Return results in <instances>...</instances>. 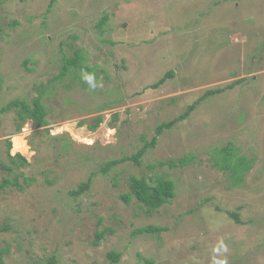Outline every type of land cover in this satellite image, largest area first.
Segmentation results:
<instances>
[{
	"label": "rangeland",
	"instance_id": "obj_1",
	"mask_svg": "<svg viewBox=\"0 0 264 264\" xmlns=\"http://www.w3.org/2000/svg\"><path fill=\"white\" fill-rule=\"evenodd\" d=\"M77 50L95 88L81 70L82 80L53 81ZM220 89L140 165L99 173ZM41 94L44 127L17 131V111L0 114V182L18 176L22 187L0 190V264H47L54 254L58 264H264V0H0V109ZM220 149L251 164L236 187L214 166ZM181 158L188 164L170 167ZM155 174L175 183L170 203L152 213L123 203L131 177ZM149 226L169 231L133 236Z\"/></svg>",
	"mask_w": 264,
	"mask_h": 264
},
{
	"label": "trees",
	"instance_id": "obj_2",
	"mask_svg": "<svg viewBox=\"0 0 264 264\" xmlns=\"http://www.w3.org/2000/svg\"><path fill=\"white\" fill-rule=\"evenodd\" d=\"M107 20L108 17H104L101 20L100 24L98 25V28L102 29V27L106 24ZM85 60H86L85 55L79 50H77L71 56L68 57L64 56L62 60L63 61L62 70L59 72L57 76L53 78V81L64 83L68 78H71L74 81L82 80L80 77V70L85 75L94 74L95 72L94 68H88L87 66L86 67L84 66ZM172 77H173V73L168 72L158 83L151 86V88L152 89L159 88L161 85H163L167 80L171 79ZM223 92L224 91L222 89L216 91H207L195 104L189 106L184 114H182L181 116L177 117L176 119L170 122L163 123L160 126H158L155 131V136L152 138L150 142H146L145 139L142 138L145 145L144 148L141 149L137 154L133 156H125L121 160L110 161L101 167L99 173L108 174L115 166L128 161H134L137 165H140L142 156L148 150L156 146L158 137L161 136L165 130L173 129L178 123L186 120L195 110L196 106L199 103L208 99L210 96L220 94ZM42 98L43 96L41 94L37 98H34L32 100V103H30L27 100L17 99L15 101L10 102L4 108L0 109V114L10 113L12 110H16L17 111L16 118L18 120L17 131H21L22 125L25 124L27 121H32L34 125L37 127H44L47 124L46 122L47 113H46V108L42 102ZM102 123H103V118L100 116L96 118L95 123L90 125L89 128L90 130L93 131L97 129ZM68 145H69L68 143L65 144V147L67 148ZM216 155L217 157L214 160V166L224 171L226 170L230 171L232 174L231 176L232 185L235 187L240 185L241 182L243 181L244 174L250 170L251 164H249L243 157H237L236 150L220 149L217 150ZM9 159L12 164H15L18 160L20 161V164L22 166L28 165V161L21 154H16L14 156H11L9 154ZM187 164H188V160L185 158H181L178 163L175 162L171 163L170 167L172 168L183 167ZM2 168L10 173L14 171V169L9 166L3 165ZM91 179L92 178H90L87 182L80 184L77 190L70 192L71 196L74 198H78L79 196L87 192L91 187V182H92ZM10 185H15L19 189H22V187L19 185L18 182V176H15L12 181L3 180L2 182H0V190H3ZM128 185H129L130 193H124L120 196L123 203H125L126 205H130L131 202L135 200L136 203H138L142 209H144L149 213L159 210L166 204L170 203L172 199L175 198L176 196L175 183L172 180L166 179L159 174H155L149 178L131 177ZM228 215L230 218L235 220L236 223L241 222L238 215L234 213H228ZM167 231H169L167 228L149 226L134 231L133 236H138L142 234H154V233L160 234ZM103 237H104L103 232L96 233V240L94 241V244L99 245L100 240ZM8 250H9L8 248L3 249L1 253H8L9 252ZM109 259L114 263H118L120 259V254L112 252L109 255ZM57 261L58 258L54 254L51 258H49L47 264H58ZM145 262L146 264H152L151 260H145ZM36 264H40V263H36Z\"/></svg>",
	"mask_w": 264,
	"mask_h": 264
},
{
	"label": "clouds",
	"instance_id": "obj_3",
	"mask_svg": "<svg viewBox=\"0 0 264 264\" xmlns=\"http://www.w3.org/2000/svg\"><path fill=\"white\" fill-rule=\"evenodd\" d=\"M85 80L88 82V84L91 86V87H93V88H95L96 87V84H95V81H94V76L93 75H86L85 77ZM217 264H226V261L225 260H219L218 262H217Z\"/></svg>",
	"mask_w": 264,
	"mask_h": 264
}]
</instances>
